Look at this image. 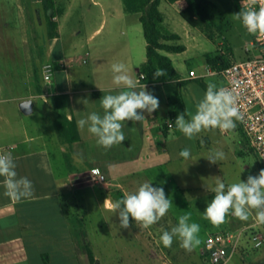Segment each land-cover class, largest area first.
<instances>
[{"label":"crops","instance_id":"1","mask_svg":"<svg viewBox=\"0 0 264 264\" xmlns=\"http://www.w3.org/2000/svg\"><path fill=\"white\" fill-rule=\"evenodd\" d=\"M43 1L29 0L38 19ZM17 2L20 19L27 20L23 0ZM53 2L55 30H47L44 49L37 46L35 31L29 24L24 27L21 22V44L18 48L14 45V53L11 51L13 58L15 50L23 48L27 90L14 91V81L19 76L7 72L0 60V154L12 155L18 177H27L34 189L31 198L14 202L3 195L4 189L0 187V264H109L105 262L108 257L104 256V244L108 239L102 235L104 227L118 244L124 241L143 243L148 237L147 229L139 228L131 217L130 227L120 228L119 215L110 210V204L122 199L125 193L135 191L144 182H150L152 186L153 181L164 178V174L174 171L177 165L192 162L204 150L202 139L211 145L214 130L202 131L194 140H189L176 128L175 119L180 113L195 112V105L203 98L209 84L207 79L220 78L207 76V67L222 56L208 57L204 72L197 74L188 69L185 60L176 59L187 53L186 47L182 53L166 54L178 77L167 82L149 83L147 75L141 71L147 62L146 40L130 43L129 74L138 82V88L144 84L146 90L158 98L159 108L150 114L144 111L145 120L141 122L125 121V140L121 145L105 149L97 144L96 137L87 131V127L80 129L77 121L92 112L103 115L102 96L121 90L113 84L111 71V65L119 62V55L106 48L100 56L93 55L92 60L100 63L94 71L85 72L75 67V63L89 62L90 55L87 53L85 58L81 55L85 44L74 45L69 52L63 43L60 20L66 22L71 18L74 0H68L66 6L59 5L56 0ZM165 2L170 6L169 11L177 12L179 16L185 7L184 2ZM96 4L103 6V3ZM103 13L106 15V8ZM173 14L169 13V22ZM1 15L0 12V18ZM106 26L107 20H103L89 41ZM195 29L206 38L207 34L214 35L213 28ZM75 34L79 37L81 33ZM112 34L115 35L111 30V37ZM8 38L0 33V43L7 45ZM48 70L53 76L45 79L44 73ZM94 74L100 77L94 79ZM29 99L33 101V113L26 116L19 105ZM36 112V117L26 121L25 118ZM168 122L173 123L172 130L167 128ZM71 124L77 129L78 140H72ZM185 147L192 153L188 160L179 156ZM93 169H99L107 182L96 183ZM136 227L142 232L141 237L135 235ZM150 227L159 228L161 224L157 222ZM125 251L118 245L112 260L126 261L133 257L130 251Z\"/></svg>","mask_w":264,"mask_h":264},{"label":"rangeland","instance_id":"2","mask_svg":"<svg viewBox=\"0 0 264 264\" xmlns=\"http://www.w3.org/2000/svg\"><path fill=\"white\" fill-rule=\"evenodd\" d=\"M56 1L61 6H66L68 2V0ZM209 1L211 4L207 10L212 17V23L209 28L214 29V35L207 34L208 38L199 30L190 27L177 12L173 14V12L169 11L170 6L166 4L165 0H162L161 4V11L165 15L164 29L180 35L181 40L177 44L183 45L188 49L186 54L176 56V59L185 60L188 69L194 70L197 74L204 72L208 57L217 58L222 56L225 60L239 62L255 55L254 53L246 52V48H251L252 34L247 33L241 23L233 18V15L241 10L239 0ZM17 3V0H0V12L2 13L0 33L9 37L7 45L0 43V60L6 67L7 72L19 76L14 81V91L21 93L28 88V80H26L27 68L22 61L23 48L20 47V51L18 49L15 50V57L12 58L10 56L14 45L18 48L19 44H21V22H24V27L29 24V27L35 31L37 46L41 50L44 49L42 47L47 42L46 35L50 27L44 7L39 9L38 12L41 13V16L38 19L31 10L29 0H23V12L26 13L27 19L25 20V18L20 19L19 17L20 12ZM96 3H103V6ZM74 4L75 9L71 18L66 22L62 19L60 20V25L63 29V43L69 52L74 48V45L85 44L86 47L82 50L81 55L84 58L87 53L90 55L88 58L89 62L85 64L75 63L74 66L85 72L94 71V68L100 63L92 60L93 55H96V57L100 56L103 53L102 50L106 48H111L116 55H119V62L127 66V59L130 55L129 44H138L139 41L143 43L145 39L138 16L125 13L122 0H74ZM103 8H106V15L103 13ZM110 8L113 9L111 12ZM169 13L173 14L171 22H169ZM103 20H107L106 28L104 27L103 32H100L92 41H89L88 38L100 27ZM111 30L115 33V35L112 34V37L110 36ZM79 32L81 34L78 37L75 33ZM99 77L100 75L94 74V79ZM207 81L208 83H216L217 87L223 86L221 78L207 79ZM36 116L37 112L34 116L25 119L30 121ZM206 143L205 140H201L204 150L192 162L177 165L174 171L166 172L164 178L152 182L153 187H162L164 189L166 198L171 199L173 205L159 221L161 227H149L147 229L148 237H145L143 243L124 241L118 244L115 238L108 236V228L104 227L102 229L103 237L108 238L104 244V256L108 257L105 261L106 263L208 264L207 256L202 253L206 239L210 235L233 229L232 223L238 220L234 216L228 215L224 223L214 226L203 218V213L208 203L214 198L212 189L215 186L217 177L223 180L226 185L238 182L239 178L246 182L249 175L257 176L263 168L258 158L249 149L238 125L234 130L226 132L214 129L211 145L208 146ZM211 150L223 151L225 158L215 164L210 163L205 157ZM95 182L98 183L96 180ZM181 215H190L191 219L189 222H195L200 225L199 238L201 243L191 252L181 248L178 239L174 238L172 246L168 248L164 247L160 241L162 233L171 231L177 225L178 217ZM253 219L256 221L254 211L247 221H243V224L252 223ZM258 228L264 231V224H261ZM135 235L137 237L143 235L138 227L135 229ZM118 245H121L126 251H130L133 257L126 261L112 260L116 255ZM252 263L264 264V248L253 250L251 245L244 244L241 252L237 254L230 264Z\"/></svg>","mask_w":264,"mask_h":264},{"label":"clouds","instance_id":"3","mask_svg":"<svg viewBox=\"0 0 264 264\" xmlns=\"http://www.w3.org/2000/svg\"><path fill=\"white\" fill-rule=\"evenodd\" d=\"M233 18L241 23L247 33L264 36V0H242L240 12L234 14ZM111 71L113 84L121 90L116 94L102 96L100 106L103 115L92 112L77 121V126L80 129L87 127V131L96 137L97 144L105 149L121 145L125 140V121L141 122L145 120L144 111L150 114L159 108L158 98L148 92L144 84L138 88V82L129 74L124 63H113ZM164 75V69L158 68L154 72V78ZM30 103L31 101L24 102L22 107L28 109ZM237 105L238 96L234 89L218 88L216 84L209 83L203 98L195 105V112L180 113L175 119V126L189 140H194L206 130H234L236 122L244 120V114ZM191 155L188 147L179 152V156L185 160L190 159ZM205 158L215 164L223 160L225 154L221 150H211ZM92 176L103 179L99 169H93ZM0 177H3L0 181V187L4 189L3 195L12 201L19 202L33 196L32 182L27 177H18L16 164L10 153L0 154ZM212 192L214 198L208 203L203 218L214 226L224 223L228 215L247 221L253 211L256 222L264 224V169L257 176L249 175L246 182L239 178L238 182L226 185L217 177ZM172 205L162 187H153L150 182H144L135 191L125 193L122 199L111 203L110 210L118 213L120 228H129L131 217L139 228L148 229L159 222ZM190 219V215H181L171 231L162 233L160 241L164 247H171L174 238L188 252L199 246L200 225L190 223Z\"/></svg>","mask_w":264,"mask_h":264},{"label":"built area","instance_id":"4","mask_svg":"<svg viewBox=\"0 0 264 264\" xmlns=\"http://www.w3.org/2000/svg\"><path fill=\"white\" fill-rule=\"evenodd\" d=\"M242 7V0H239ZM259 5H257L258 8ZM251 48L246 52L255 55L243 61L231 60L229 65L223 67L221 63L209 65L207 76L220 77L223 86L234 89L238 96V107L244 114L243 122L237 121L249 149L258 158L264 169V36L252 34ZM53 72L44 73L45 79H50ZM145 79V76H141ZM172 122L167 128L172 130ZM103 179L95 178L98 183L106 182V177L100 172ZM254 219L252 223L242 224L229 231L210 235L205 241L203 255L207 256L208 264H230L241 252L244 244L251 245L253 250L264 248V231Z\"/></svg>","mask_w":264,"mask_h":264},{"label":"trees","instance_id":"5","mask_svg":"<svg viewBox=\"0 0 264 264\" xmlns=\"http://www.w3.org/2000/svg\"><path fill=\"white\" fill-rule=\"evenodd\" d=\"M171 3L184 2L185 7L181 10V18L191 27H204L206 29L212 23V17L208 12L209 0H167ZM162 0H123L124 10L127 14L139 16L143 28L144 38L147 43V62L142 66L141 71L147 75V82L158 83L174 80L178 77L173 64L166 54H177L185 51V46L178 45L180 36L176 33L168 32L164 29V15L160 11ZM43 5L46 16L49 19L50 30H55L52 22L53 16H49V11H55L53 0H44ZM221 63L223 67L229 65L230 61L222 58L216 59L212 65ZM164 69L165 75L154 78L156 69ZM174 120V119H172ZM73 133L72 140H78V132L74 124H71ZM235 218V217H234ZM238 219V218H236ZM243 221L237 220L232 223L233 228L240 227ZM91 255V253H90ZM93 260V257H91Z\"/></svg>","mask_w":264,"mask_h":264},{"label":"water","instance_id":"6","mask_svg":"<svg viewBox=\"0 0 264 264\" xmlns=\"http://www.w3.org/2000/svg\"><path fill=\"white\" fill-rule=\"evenodd\" d=\"M52 14H53V11H49V16H51ZM27 101H31V103H30L29 108H28V109H25L24 107H22V104H23L24 102H27ZM19 108H20V110L22 111V113H23L24 115L29 116V115H31V114L33 113V101H32L31 99H29V100H25V101H22V102L20 103V105H19Z\"/></svg>","mask_w":264,"mask_h":264}]
</instances>
